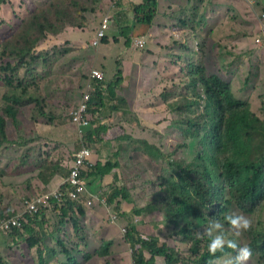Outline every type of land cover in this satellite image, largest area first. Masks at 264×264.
<instances>
[{"label": "rangeland", "instance_id": "374dc122", "mask_svg": "<svg viewBox=\"0 0 264 264\" xmlns=\"http://www.w3.org/2000/svg\"><path fill=\"white\" fill-rule=\"evenodd\" d=\"M53 1L0 2V114L6 118L8 137V141L0 140V221L22 219L21 228L11 232L4 231L0 223V264H136L135 248L128 236L132 225L144 239L158 237L161 245L167 242L177 250L187 249L189 245L176 238L166 223L165 212L145 211L142 216L135 212L159 201V194L169 186L162 184L172 162L195 161L206 147L203 138H193L187 132L188 127L197 130L189 124L193 118L203 126L217 122L201 81L203 71L230 82L236 94L264 120V42L257 43L264 0H252V4L245 0H189V4L173 0L178 6L168 11V22L163 21L165 2L161 14L158 3L155 31L151 28L141 37H134L136 14L117 10L120 0H66L65 10L85 17L84 21L79 19L82 27L71 25L66 16L61 19L66 22L64 30L47 34L30 57L23 61L8 56L2 59L1 55L11 49L8 42L16 43L28 17L49 9ZM182 5H187L185 10ZM111 15L110 40L94 47L99 27ZM129 27L133 29L132 48L126 35ZM142 40L145 47H138ZM18 43L20 47L31 45L23 40ZM166 64L179 67L167 70ZM94 70L111 81L123 72L120 95L133 101V107L119 104L120 109L110 102L99 120L100 125L119 128L121 137H128L118 141V134H111L108 139L115 141L120 153L119 180L115 181L114 175L94 187L86 181L100 200L94 207L85 204V215L83 210L65 215L56 200L49 201L51 207L40 213H27L26 202L57 190L74 166L81 138L70 113L82 101L86 81ZM13 91L27 94L25 102L33 101L20 109L16 120L3 112L5 97ZM190 101L195 104L189 111ZM136 106L142 108L135 110ZM89 142L100 150L97 144L101 143L93 134ZM143 142L159 147L165 157L156 160L149 156L141 148ZM123 186L131 192V200L121 196L111 203L116 188ZM226 195L227 200L233 198ZM228 206V215L244 214L252 228L264 224V199L250 213L239 206L237 198ZM244 233L241 237L250 242ZM110 240L109 254L102 257L99 252ZM147 256L151 257L148 252ZM157 263L165 264V259L159 257ZM247 264H264V259L249 258Z\"/></svg>", "mask_w": 264, "mask_h": 264}, {"label": "trees", "instance_id": "16d2710c", "mask_svg": "<svg viewBox=\"0 0 264 264\" xmlns=\"http://www.w3.org/2000/svg\"><path fill=\"white\" fill-rule=\"evenodd\" d=\"M2 0H0L1 2ZM66 0H55L51 2L50 8L42 9L31 14L24 23L23 30L17 34L16 43L8 42L11 45L9 53L4 52L1 58H17L21 61L32 55V49L42 41L47 34L61 33L66 27V22H61L67 16L69 23L73 26L82 27L79 19L85 20L84 16H74L71 12L65 10ZM157 0H147L146 3L138 5L135 8L136 25L134 37H141L150 31L157 14ZM111 27V26H110ZM132 28L126 29V35L129 37L128 47L132 48L131 38ZM36 34L34 42L30 41L32 35ZM107 36H109L107 34ZM105 37L102 43L108 42L110 38ZM20 40L28 41L31 45L20 47ZM8 65V64H7ZM123 72L119 73L115 81L105 79H91L88 77L85 85V91L89 80L93 90H90L92 99L89 105V118L92 121L93 128L87 132L86 138L90 140L92 134L96 137L99 146H104L101 152L112 153L111 163L106 166L98 164L90 165L86 177H107L111 174L116 175L119 169L118 146L113 142H107L105 136L109 129L105 124L100 125L102 111L107 108L110 102L117 103L118 106H128L129 101L120 95L124 82ZM201 81L205 88L206 95L215 108L217 122L200 125L196 118L189 121L190 125H196L197 130L191 127L187 128L188 134L193 138H203L205 148L196 157L195 161H176L172 162V170L163 180L162 187L169 185L159 194V201H154L144 208L136 209V216H142L143 212H154L161 210L166 213V223L176 233V238H181L183 244L189 245L187 249L177 250L170 243L161 245V238L154 237L144 239L140 231L134 225L129 226L128 236L130 242L134 245V260L136 264H158L159 257L165 259V264H222L223 259L234 255L235 250L225 246L224 251L217 252L215 257L208 251V243L211 239L205 229L208 227L210 219H219L224 223L225 234L229 239H236L231 235V227L225 221L230 211L229 204L233 203V198H237L239 206L245 212L250 213L264 199V120L256 115L250 104L240 98L233 85L219 75L209 76L206 71L201 74ZM9 83L13 80L9 79ZM195 86L197 83H194ZM21 87V85H19ZM18 87V86H16ZM88 90V88H87ZM27 94L11 92L6 95V105L4 114L8 118L16 120L20 109L33 104V101H26L23 97ZM199 96V94L197 93ZM200 97V96H199ZM193 100V99H192ZM195 102L190 101L189 111L193 110ZM106 114V113H104ZM96 119V120H95ZM95 122L93 123V121ZM128 137H119L118 141H125ZM0 140L8 141L6 133V118L0 114ZM141 142V141H139ZM104 143V144H103ZM144 143V144H143ZM141 148L156 160H161L165 154L159 147L143 142ZM228 177L233 182L234 193L227 186ZM88 181V180H86ZM91 186V185H90ZM233 198L227 200V195ZM98 195L97 193H95ZM121 196L130 199L131 196L125 187L116 188L111 196V203L116 202ZM86 199L79 201H68L62 210L64 214H73L75 210L85 215ZM87 205V204H86ZM250 207V209H249ZM3 220V219H2ZM1 223V221H0ZM30 227V226H29ZM24 228H28L25 227ZM31 228L29 231H32ZM250 236L248 242L252 249L250 258L257 257L264 259V224L262 227H255L245 231ZM113 245L110 240L104 248H101L99 254L102 257L107 256ZM147 252L151 255L147 256ZM218 258V259H217ZM44 262V258L41 256ZM44 264V263H43Z\"/></svg>", "mask_w": 264, "mask_h": 264}, {"label": "built area", "instance_id": "2783aa9c", "mask_svg": "<svg viewBox=\"0 0 264 264\" xmlns=\"http://www.w3.org/2000/svg\"><path fill=\"white\" fill-rule=\"evenodd\" d=\"M250 1L252 4V0ZM112 18V20H110ZM113 16H109V19L106 18L102 25L99 27L97 31L96 40L92 42L94 47L99 46L102 40L107 36V31L110 29L109 24L113 22ZM261 35L257 37V43L262 44L264 42V12H263V21L261 25ZM146 41L142 40L137 42L139 47H145L144 43ZM91 79H104L103 73L98 70H94L92 74L89 76ZM90 80L88 83V90L83 94L82 101L79 105L74 107L71 110L70 116L72 122L76 124L78 128V133L81 138V148L76 152L74 156V166L69 172L68 178L63 182V184L55 191L51 193H45L43 195H39L38 199L32 202L27 203V213L37 214L40 213L41 210L48 209L51 207L49 201L56 200L59 204L64 207L68 201H79L81 198L86 199V204L89 207H93L97 205V202L100 200V197L96 194L89 192L86 181H85V172L88 167V163L90 162L93 156V150L90 147V144L86 140L87 132L92 127V121L89 118V105L92 99V95L90 94V90H93ZM105 201H103L104 203ZM61 207V208H62ZM22 219H7L2 224V229L6 231H11L13 228H21Z\"/></svg>", "mask_w": 264, "mask_h": 264}, {"label": "clouds", "instance_id": "9594fccd", "mask_svg": "<svg viewBox=\"0 0 264 264\" xmlns=\"http://www.w3.org/2000/svg\"><path fill=\"white\" fill-rule=\"evenodd\" d=\"M245 1H247V0H245ZM247 2H250V1H247ZM151 28H153V24H152ZM88 143L90 144L89 141H88ZM80 145H81V143H80ZM90 147L92 148L93 152L96 151L92 147L91 144H90ZM80 148H81V146H80ZM90 165H92V164L89 162L87 170L85 172V181H86V175L90 171L89 170ZM68 176H69V173H68ZM68 176H67V178H68ZM229 186H230V189L235 191L234 188L232 187L231 182H229ZM87 187H88V184H87ZM88 190H89V188H88ZM91 193L95 194L94 192H91ZM225 220L228 222V224L231 227V235L233 237H237L238 240L229 239L227 237V235L225 234L224 223L221 220L210 219L208 227L205 229L206 234L209 237H211V239L208 243V251L210 254H212L215 257V254L217 252L222 253L224 251L225 246H227L228 248L235 250V252H234V255H230L227 258L223 259L222 264H247V261L249 260L250 256L252 255V249L249 245H247L248 244L247 240L243 239L241 237V233H242V231H247L250 228L251 220L242 213H233L231 215H228L225 217ZM4 221H6V220H3L1 222V226H2ZM14 229H16V228H13L12 230H14ZM4 231H6V230H4ZM11 231H8V232H11Z\"/></svg>", "mask_w": 264, "mask_h": 264}, {"label": "crops", "instance_id": "0c3cea01", "mask_svg": "<svg viewBox=\"0 0 264 264\" xmlns=\"http://www.w3.org/2000/svg\"><path fill=\"white\" fill-rule=\"evenodd\" d=\"M145 1H147V0H120V2H119L120 7L118 5H116V6H117V10H119L122 13H126L129 10H131L135 14V12H134L135 11V9H134L135 6L142 5V4H144ZM181 1H186L187 2L189 0H181ZM163 2H165V4H166L165 5L166 6L165 7L166 10H165V14L163 16V21L164 22H168L167 19L170 17V14L168 13V11H170V10L173 11L174 10V7H176L178 5H176L173 0H157V3H159V11H161L160 14L162 13ZM167 2H169L170 5H167ZM187 4H189V2H187ZM116 6H115V8H116ZM186 7H187V5L185 7H184V5L181 6V8L183 10H185ZM155 27H156V25H154V27L152 28L154 31H155ZM174 66H178L179 67V65H174ZM174 66L168 67L167 64H166V69L167 70H170ZM175 74L177 75L179 73L176 72ZM132 84H136V82H133ZM142 94H144V92H142ZM140 96H142V95H140ZM125 97L127 98V100L129 101V103L133 107V101L130 99V96H125ZM142 99L145 101L146 98H142ZM140 108H142V106H139V107L135 108V110L140 109ZM106 123H107V121H106ZM107 126H109V125H107ZM119 130H120L119 128L109 129L108 135L105 136L106 141L107 142H110L108 139L111 138V134H118V136L116 138L120 137L121 136V133H119ZM111 142H113V146H114L115 145V143H114L115 141L113 140ZM97 146H98V148H102V149L104 148L103 145L102 146H99L97 144ZM112 155H113L112 153H107L105 151L104 152H101V149L98 150V151L96 149L95 153L93 154V156L91 158L90 163L93 165V167L94 166H97L98 164L103 165V166H106L108 163H111V157H112ZM117 163L119 164V166L121 165V158L120 157H119ZM120 169H121V166H120ZM113 177H114V174H111V175H109V176H107L105 178H103V177H94V175H92V176L88 177V183H90V181H91V186L92 187H94L96 185L101 186L102 185V182L104 180L106 181V179L109 178V181H110V179H113ZM121 177L122 176H120V178ZM118 180H119V176H118V172H117V174L115 175V181H118ZM120 180H122V178ZM61 183H60V185H61ZM88 188H89V186H88ZM119 188H121V187H119ZM89 191H90V189H89ZM90 192H93V191H90ZM129 194L131 195V192L130 191H129Z\"/></svg>", "mask_w": 264, "mask_h": 264}]
</instances>
